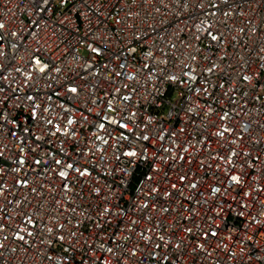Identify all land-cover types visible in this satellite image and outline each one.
I'll list each match as a JSON object with an SVG mask.
<instances>
[{"label":"built area","instance_id":"obj_1","mask_svg":"<svg viewBox=\"0 0 264 264\" xmlns=\"http://www.w3.org/2000/svg\"><path fill=\"white\" fill-rule=\"evenodd\" d=\"M0 25V264H264V0H0Z\"/></svg>","mask_w":264,"mask_h":264},{"label":"snow or ice","instance_id":"obj_2","mask_svg":"<svg viewBox=\"0 0 264 264\" xmlns=\"http://www.w3.org/2000/svg\"><path fill=\"white\" fill-rule=\"evenodd\" d=\"M0 27H2V25H0ZM212 38H213L214 40L217 39L216 36H213ZM244 79H245V80H248V79H250V78H249L248 76H245ZM71 91L75 92L76 89H71ZM69 123H72V121H69ZM101 127H103V125H101ZM38 163H39V162H38ZM56 163H57V164H60L61 161L58 160V161H56ZM67 167H68V168H72L73 165H72V164H69ZM77 171H79V170L77 169ZM81 174H83V173H81ZM60 175L63 177V176H65V173L62 171V172H60ZM182 179H183V178H182ZM232 180L238 182V178H237L236 176H232ZM195 186H196L195 184L192 185V187H195ZM173 187H175V185H173ZM215 191H218V189H216ZM213 234L215 235V233H213ZM21 239H23V237H21ZM108 251L111 252L112 249L109 248ZM133 254H135V253H133ZM164 259H167V257H164Z\"/></svg>","mask_w":264,"mask_h":264}]
</instances>
